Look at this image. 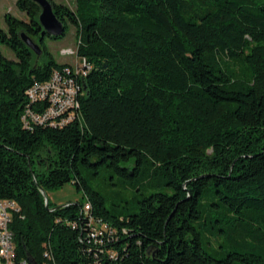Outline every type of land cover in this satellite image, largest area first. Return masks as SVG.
Wrapping results in <instances>:
<instances>
[{"label":"trees","instance_id":"16d2710c","mask_svg":"<svg viewBox=\"0 0 264 264\" xmlns=\"http://www.w3.org/2000/svg\"><path fill=\"white\" fill-rule=\"evenodd\" d=\"M51 1L92 68L81 78L80 118L25 127L27 89L70 65L45 41L66 31L43 33L35 0H17L27 19L6 13L0 200L20 205L10 222L16 260L264 264V0ZM71 181L115 229L105 238L114 258L81 240L87 200L46 205L43 190ZM124 191L131 201L112 200Z\"/></svg>","mask_w":264,"mask_h":264},{"label":"built area","instance_id":"2783aa9c","mask_svg":"<svg viewBox=\"0 0 264 264\" xmlns=\"http://www.w3.org/2000/svg\"><path fill=\"white\" fill-rule=\"evenodd\" d=\"M92 64L84 57H79L76 64L55 68L51 77L45 81H35L28 89V103L22 114V121L27 128L35 125L62 127L82 115L81 96L84 93L81 78L86 76ZM92 203L87 200L81 210L86 218V233L81 240L86 241L89 250L98 253L107 252L114 258L117 251L105 245L106 239H114L115 229L107 221L92 213ZM19 203L10 198L0 200V264H27L26 260H16L14 233L10 228L12 213L19 210ZM77 226L76 221H69ZM107 246V247H106ZM45 254L53 259V253L47 249ZM45 264H52L46 262ZM92 264H102L99 258Z\"/></svg>","mask_w":264,"mask_h":264},{"label":"rangeland","instance_id":"374dc122","mask_svg":"<svg viewBox=\"0 0 264 264\" xmlns=\"http://www.w3.org/2000/svg\"><path fill=\"white\" fill-rule=\"evenodd\" d=\"M57 1H64L72 6H76V0H57ZM11 12L12 14L20 17V18H28L26 12L22 11L18 5L17 0H0V24L2 27H6L5 22V15L6 13ZM46 44L48 45L49 50L53 53L55 58L58 62L61 63H69V64H76L79 61V56L77 55V45L78 40L76 37V27L69 23L66 34L59 37V38H51L50 36H46ZM4 53L10 57L15 58V53L7 46H2ZM46 55L44 54L42 56V59H44ZM84 172L86 173L87 170L84 169ZM101 179L97 178L92 183L94 185H97L100 183ZM114 191L119 190L116 187H113ZM48 196L54 203L57 204H63L66 202H78L87 200L88 198L84 197V189L78 188L72 181L65 183L62 187L57 189L49 190ZM122 199L125 200H132V194L128 191H124L121 195H113L112 200L116 202H120ZM111 200H109V203ZM206 234V233H204ZM218 238L211 236V242L214 247H218ZM209 249L212 251V248L209 247Z\"/></svg>","mask_w":264,"mask_h":264},{"label":"water","instance_id":"95a60500","mask_svg":"<svg viewBox=\"0 0 264 264\" xmlns=\"http://www.w3.org/2000/svg\"><path fill=\"white\" fill-rule=\"evenodd\" d=\"M41 6V12L39 15L40 22L43 26V33L47 32L52 35H62L66 31V25L62 19H60L55 10L51 0H35ZM21 37L26 42L28 46H30L38 55L43 53L42 45L36 41L31 35L27 32L23 31L21 33ZM84 91L87 89V85L83 84ZM43 194L45 196V203L49 207V197L45 190H43ZM60 205L53 206L52 209L59 208Z\"/></svg>","mask_w":264,"mask_h":264}]
</instances>
